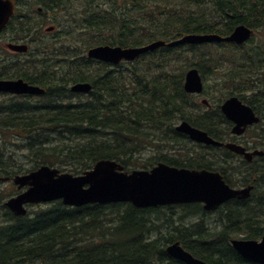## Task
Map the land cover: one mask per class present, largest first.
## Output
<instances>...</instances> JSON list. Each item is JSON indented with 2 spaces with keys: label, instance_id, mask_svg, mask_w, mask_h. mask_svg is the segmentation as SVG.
I'll list each match as a JSON object with an SVG mask.
<instances>
[{
  "label": "trees",
  "instance_id": "1",
  "mask_svg": "<svg viewBox=\"0 0 264 264\" xmlns=\"http://www.w3.org/2000/svg\"><path fill=\"white\" fill-rule=\"evenodd\" d=\"M100 1L85 9L76 27L90 36L74 45L77 50L100 44L133 47L157 39L167 42L188 33L225 36L240 23L255 32L242 45L162 46L114 66L78 56L72 70L62 74L46 66L26 73L18 66L20 76L46 92L0 103V177L41 165L79 174L99 159L115 160L127 171L149 169L162 161L218 170L229 185L253 184L254 189L249 197L229 199L215 211L203 210L200 203L73 207L54 200L15 216L2 205L0 264H185L164 251L174 241L209 264H256L244 260L230 240L260 239L264 232V157L247 162L222 147L193 142L210 154L180 155L175 153L178 149L168 153L164 146L191 143L175 130L181 120L214 139L233 140L231 123L219 104L237 95L260 117L249 129L254 131L251 148L264 150V0ZM190 67L202 75L209 107L183 89ZM209 74L214 76L211 84ZM80 81L90 83L91 90L71 99L68 85ZM14 154L21 155L27 166L15 164ZM213 214L219 223L215 229L208 221Z\"/></svg>",
  "mask_w": 264,
  "mask_h": 264
},
{
  "label": "water",
  "instance_id": "2",
  "mask_svg": "<svg viewBox=\"0 0 264 264\" xmlns=\"http://www.w3.org/2000/svg\"><path fill=\"white\" fill-rule=\"evenodd\" d=\"M13 1L0 0V29L3 28L12 14ZM252 29L245 24L236 25L229 35L217 33L185 34L170 42L155 40L135 47L98 45L89 48L87 56L107 63L117 64L122 60L132 61L139 55L161 46L180 44H201L210 42H233L241 44L247 41ZM8 47L22 52L25 44L9 43ZM90 84L76 83L71 90L88 92ZM184 91L199 94L203 91L202 77L196 67L185 73ZM0 92L12 94H41L44 89L30 85L23 79L0 80ZM207 104V100L203 99ZM224 116L233 123L231 133L241 135L250 125L259 122L260 118L253 109L237 96L226 98L220 105ZM175 129L187 135L191 140L206 145L224 146L228 150L243 155L248 161L254 155H264V151L255 149L246 151L245 147L234 142H220L210 137L207 132L192 126L187 121L179 122ZM6 180L7 177L1 178ZM18 189L25 190L10 197L5 206L16 216L27 213V204L49 202L60 199L69 206H82L92 203L129 202L135 207L145 208L167 204L201 202L205 210H214L230 198L243 199L249 196L252 186L232 188L218 171L206 169H188L174 167L158 162L150 170L124 171L123 166L114 160L100 159L91 169L82 174L73 175L61 172L58 168L41 165L35 170L12 177ZM233 248L244 259L264 264V233L260 240L232 239ZM165 252L186 264H208L194 257L184 249L179 241L168 244Z\"/></svg>",
  "mask_w": 264,
  "mask_h": 264
},
{
  "label": "rangeland",
  "instance_id": "3",
  "mask_svg": "<svg viewBox=\"0 0 264 264\" xmlns=\"http://www.w3.org/2000/svg\"><path fill=\"white\" fill-rule=\"evenodd\" d=\"M24 1H27V0H24ZM98 3H103V1H100V0H69L65 4L61 5L59 8H55L54 11H51L53 13L55 12L54 14V18H56V23H55L56 29L54 30L55 33L46 34V36H44L42 40H39V42H43L44 44L48 45L49 46L48 49L43 47L41 43H36V42L30 43L29 42L30 50L33 51L38 48V50H41V51L46 50L49 52L51 50L52 51L62 50L63 47L69 46L71 47V50H70L71 52L78 51L77 50L78 46L76 47L74 45H82V43L86 39H88L90 36H87V35L85 36V34H81L80 30L76 29V27L77 25H79L81 18L84 15L85 9L91 8ZM35 8H36V4H33V5L30 4V12L32 14L35 13ZM43 26H42V29H43ZM260 32H262V30H260ZM12 36L13 34L11 32H7L6 34L0 35V56L2 54H5L8 57L11 56L10 54L8 55V53L2 50V43L7 42V41H12L10 39ZM36 37L38 38L40 37V35ZM54 38H57V41L51 42L52 40H54ZM251 45H255V36L252 40ZM80 51L85 52L84 49H81ZM23 59H24V55L21 56L18 60H23ZM12 60L13 58L10 57L6 61H0V67L2 66L3 63H7ZM61 66L63 67L62 69L60 68L54 69L55 71H57L58 74L65 73L66 71L71 69L69 64H62ZM213 79H214V76L209 74L208 83L211 84ZM11 96L12 95L10 94H0V103L9 102L10 99H14ZM76 98L77 97H73V99H76ZM253 135H254V131L249 130L248 132L245 133L244 136L240 137L238 141L242 142L243 144H246L248 141L252 140ZM164 149L165 151H168V153H171L174 150L178 149L177 151H175V153H179L180 155H184L183 151H189L192 154V156L195 153L210 154L207 151H205V149L200 148L197 145H193L192 141L191 143H185L179 146H174L173 144H169L168 146H164ZM149 152L150 151L148 150V153H145L144 156L149 157V154H150ZM14 162L15 164H19L23 162L22 156L21 155L16 156V154H14ZM23 163H25L24 166H27L26 162H23ZM17 192L18 190L16 186L11 181H1L0 180V214L3 212L2 205H4L5 201L8 200V198H10L11 196L15 195ZM36 208H37L36 206H28V210H32ZM215 216L216 215L213 214L210 217H208V221L210 222L209 226L213 229L217 228L219 224Z\"/></svg>",
  "mask_w": 264,
  "mask_h": 264
},
{
  "label": "flooded vegetation",
  "instance_id": "4",
  "mask_svg": "<svg viewBox=\"0 0 264 264\" xmlns=\"http://www.w3.org/2000/svg\"><path fill=\"white\" fill-rule=\"evenodd\" d=\"M30 4H32V2L27 0V1H22L21 3L19 2L15 5V12H14L15 17L13 16L12 20L9 21V23H7L6 27L0 31V35L6 34L7 32H11L13 34V36L10 38L12 40L11 42L26 43L28 47H29V42L30 43L36 42V43H41L43 47L48 49L49 46L44 44L43 42H39V40H42L43 37L46 36V34L55 33L54 31L56 29V24H55L56 18H54L55 12L53 13L51 11H54L55 8H59L61 6L60 5L61 3L57 4L55 1H50V0L42 1L36 6L34 14L30 12ZM14 20H16L17 22L16 27L12 25ZM22 21H26L30 23L29 27L27 28L28 30L26 32H23L22 29L20 28V24H22ZM38 34L40 35V37L37 38L36 36H39ZM55 41H57V38H54V40H52L51 42H55ZM6 44L7 42L2 43V50L8 53V55L10 54L11 56L8 57L5 54H2L0 56L1 58L0 61H6L8 60V58L11 57L13 58V61H15L14 64L22 65L23 68L27 69L26 73L28 72L34 73V70L36 69L41 70V68L43 69V67L45 66L48 69H55V68L62 69L63 68L61 66L62 64H69L70 68H72V66L75 64L73 60L76 57L81 56L78 51L66 52L63 54V56H59L57 51H52V50L49 52L46 50L41 51L38 50V48L33 51H31L28 48L29 50H27L25 53H21L9 49ZM23 55H24V59L18 60ZM17 78H23L22 76H20V73H18L17 68L13 67L11 70L7 71L6 73L5 71L0 70V79L14 80ZM259 157H264V156H253L251 161L258 159Z\"/></svg>",
  "mask_w": 264,
  "mask_h": 264
},
{
  "label": "bare ground",
  "instance_id": "5",
  "mask_svg": "<svg viewBox=\"0 0 264 264\" xmlns=\"http://www.w3.org/2000/svg\"><path fill=\"white\" fill-rule=\"evenodd\" d=\"M55 109H56V108H55ZM95 113H96V112H95ZM51 116H52V115H51ZM51 116H50V117H51ZM97 116H98V115H97ZM41 117H42V116H41ZM90 123H91V122H90ZM142 130H143V129H142ZM174 148H175V147H174ZM59 155H60V154H59ZM70 155H71V154H70ZM66 169H67V168H66ZM29 170H30V169H29ZM62 170H63V169H62ZM77 209H78V208H77ZM94 226H95V225H94ZM39 264H40V263H39Z\"/></svg>",
  "mask_w": 264,
  "mask_h": 264
}]
</instances>
